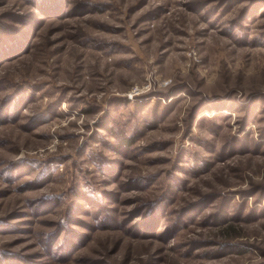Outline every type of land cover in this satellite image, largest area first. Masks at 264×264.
Segmentation results:
<instances>
[{"label":"rangeland","instance_id":"374dc122","mask_svg":"<svg viewBox=\"0 0 264 264\" xmlns=\"http://www.w3.org/2000/svg\"><path fill=\"white\" fill-rule=\"evenodd\" d=\"M0 264H264V0H0Z\"/></svg>","mask_w":264,"mask_h":264}]
</instances>
